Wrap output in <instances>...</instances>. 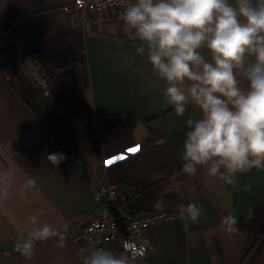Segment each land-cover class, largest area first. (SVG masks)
Here are the masks:
<instances>
[{"label":"crops","instance_id":"crops-1","mask_svg":"<svg viewBox=\"0 0 264 264\" xmlns=\"http://www.w3.org/2000/svg\"><path fill=\"white\" fill-rule=\"evenodd\" d=\"M71 1L0 0V183L10 193L0 200V264H82L72 237L93 216V189L103 183L121 187L131 214L174 213L193 201L204 209L187 232L175 218L149 227L154 247L137 264H264V170L239 175L235 188L203 171L183 174L185 120L197 110L175 115L120 19L81 11L71 27L64 12ZM16 40L42 66L48 95L15 62ZM52 152L65 159L53 166ZM29 177L38 190H23ZM174 184L181 189L169 190ZM227 214L238 219L235 234L220 228ZM31 215L67 224L64 246L53 238L37 242L31 258L18 252ZM105 248L120 252L116 242Z\"/></svg>","mask_w":264,"mask_h":264},{"label":"clouds","instance_id":"clouds-1","mask_svg":"<svg viewBox=\"0 0 264 264\" xmlns=\"http://www.w3.org/2000/svg\"><path fill=\"white\" fill-rule=\"evenodd\" d=\"M120 2L123 32L137 42L136 55L146 57L152 74L163 82L167 105L178 117L197 110L185 120L182 173L196 177L203 171L235 188L239 175L264 170V0ZM47 159L56 166L65 156L52 152ZM181 187L174 184L169 190ZM22 188L38 190L37 180L27 178ZM9 194V185L0 183V200ZM203 215L194 201L178 204L173 214L185 232ZM28 224L15 245L25 257H32L37 242L56 238L64 246L67 224L57 228L37 215ZM237 224L232 214L221 217L220 228L227 234L237 233ZM81 258L82 264H137L128 251L95 245L81 249Z\"/></svg>","mask_w":264,"mask_h":264},{"label":"built area","instance_id":"built-area-1","mask_svg":"<svg viewBox=\"0 0 264 264\" xmlns=\"http://www.w3.org/2000/svg\"><path fill=\"white\" fill-rule=\"evenodd\" d=\"M105 14L120 19L123 12L120 0H72L64 7L68 24H80V12ZM14 60L31 83L42 95L49 94V79L33 52L23 40L13 46ZM7 75L6 71L3 72ZM123 192L116 183H103L93 189L95 209L93 216L79 226L72 241L82 248L92 245L103 247L116 242L120 252L128 251L133 257L142 258L154 247L147 237L149 227L174 219L173 212L166 210L140 211L135 214L123 208ZM129 247L125 249L124 243ZM199 264V263H196Z\"/></svg>","mask_w":264,"mask_h":264},{"label":"snow or ice","instance_id":"snow-or-ice-1","mask_svg":"<svg viewBox=\"0 0 264 264\" xmlns=\"http://www.w3.org/2000/svg\"><path fill=\"white\" fill-rule=\"evenodd\" d=\"M136 149H133V151H135ZM122 158V157H121ZM114 161H109V163H113Z\"/></svg>","mask_w":264,"mask_h":264}]
</instances>
